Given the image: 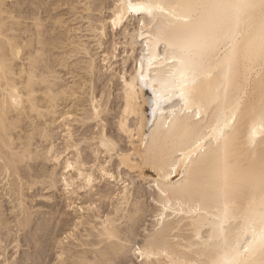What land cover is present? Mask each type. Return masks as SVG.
Segmentation results:
<instances>
[{
    "label": "bare ground",
    "instance_id": "bare-ground-1",
    "mask_svg": "<svg viewBox=\"0 0 264 264\" xmlns=\"http://www.w3.org/2000/svg\"><path fill=\"white\" fill-rule=\"evenodd\" d=\"M83 2L82 13L76 20L87 21L88 32L97 39V50L102 49L100 53L91 50L82 36L77 38L75 30L72 32L66 27L67 21L62 16L52 14L63 6L78 10L80 7L77 4ZM122 2L0 0V68L6 69L0 70V176L3 177L0 182L8 180L6 185H9L16 200L18 189L23 195L24 207L20 216H16V226L22 231L34 222L32 208H28L24 200L25 189L28 191L33 187H29V181L25 182L23 178L24 168H30L32 160L19 163L16 160L20 142L29 139L30 133L25 138L21 134L24 122L30 120L32 123V133H36L30 137L32 141L39 137L36 126H40L47 133V138L41 139L42 144H52L56 142L52 126L63 118L65 123L60 125L62 132L71 130L68 136L63 135L64 155L58 159L56 154L61 149L55 147L49 158L42 149L40 155L45 161L62 165L66 158L75 160L69 151L80 140L75 139L74 122L88 125V134L96 135L98 131L100 135L118 139L119 146L131 156L128 158L130 165L126 161L124 168L119 167L118 161H113L117 181L106 177L101 183L113 182L115 187H104V184L98 187L101 183L96 186L99 204L86 208L78 219L79 225L76 222L72 229H67L65 235L69 241L61 244L63 238L59 240L60 253L67 249L72 256L92 261L108 259L121 264H133L134 261L140 264L135 252L129 253L135 244L141 248L147 246L155 254L152 264H264V244L256 242V237L264 232V128L258 127L264 114V7L259 5L258 0H200L205 5L219 2L222 6L194 9L188 13L190 19L187 22L173 21V26L163 33L162 38L173 44L203 36L211 46L199 51L194 58L188 77L192 82L185 89L189 102L184 104L179 96L169 93V111L164 114L173 117L172 130L164 133L166 130L162 129L158 140L150 132L154 122L151 88L131 90L123 81L125 76L132 78V70L139 64V57L144 56V75L146 79L150 73L157 76L153 87L159 89V81L166 78L175 63L172 55L176 49H169L165 57L161 44L157 54L151 36L156 28L147 21L144 42L139 39L138 21L134 27L125 28L123 32L120 31L123 25L111 28L106 18H110L116 5ZM162 2L167 8L174 0ZM4 4L11 6L7 15ZM34 18L41 21L39 30L33 23L26 22ZM58 28L64 30L58 33ZM8 41L25 52L36 44H42V57L59 77L47 93L38 90L33 95L35 111L31 107L27 111H17L11 105L14 89L24 93L25 79L17 71L19 60L12 58V47ZM108 42L111 43L105 47ZM142 43H148V47H143ZM119 45H123L120 47L123 50L118 53ZM57 50H61L58 64L63 68L70 66L67 57L79 54L88 57L85 67H81L85 75L84 83L79 87L82 92L60 85L61 77L52 63ZM96 56L102 58L107 72L110 69L108 77H105L107 73L103 75L105 80L97 77L96 72L100 69ZM121 56L123 63L114 71L113 65L121 61L117 62ZM148 56L153 58L151 63L147 60ZM115 59L116 62H113ZM103 83L105 90L99 91L98 87ZM70 100V109L59 113L60 102ZM6 102L9 105L7 113L4 110ZM97 109L99 119L96 118ZM79 111L83 113L79 114ZM65 116L70 119H65ZM35 119L39 120L38 124ZM6 120L7 140L3 134ZM122 120L128 133L120 127ZM253 135L255 143L251 142ZM124 141L129 147L123 145ZM196 145L199 147L196 148ZM190 149H194L192 162L179 161L171 179L163 180L169 167L176 162L177 153ZM185 165L194 171V176L189 185L178 188L171 184V180L181 179ZM44 174L50 177V189L59 182L63 184L65 176L71 179V173L64 172L57 179L55 170ZM121 176L126 191L120 183ZM137 178L140 183L146 181L147 188L152 183L149 186L152 190L136 183ZM159 188L167 195H160ZM74 195L80 194L73 193L67 197V208L78 207V198L74 199ZM166 202H170L167 212L164 211ZM148 221L152 223L147 225ZM106 222L111 236L97 227ZM10 224L4 218V207L0 202V244L3 242L1 232L10 229ZM79 226H87L84 229L87 234L82 236L87 238L86 241L78 238ZM71 239L82 241L80 246L90 247L87 251L92 255L74 253Z\"/></svg>",
    "mask_w": 264,
    "mask_h": 264
},
{
    "label": "snow or ice",
    "instance_id": "snow-or-ice-1",
    "mask_svg": "<svg viewBox=\"0 0 264 264\" xmlns=\"http://www.w3.org/2000/svg\"><path fill=\"white\" fill-rule=\"evenodd\" d=\"M258 3L261 7H264V0H258ZM221 6L222 4L219 2L205 5L201 3L200 0H174V3H171L166 8L162 0H123L121 4L116 5L113 15L110 18H106L109 20L111 28L123 25V27H120L121 32H123L125 28L134 27L138 21L140 28L139 39L141 42L145 41L144 27L145 21H147L149 25L156 28L155 33H151V36L154 41V47L157 48V54H159L158 46L161 44H163L165 57H167L169 49H176L172 55V60L175 61V63L172 64L166 78L159 81V89L153 87L158 79L157 76L150 73L149 77L146 79L144 75L146 59L144 56L139 57V64L132 70V78L128 79L127 76H125L123 81L124 85L131 90L151 88L150 103L154 122L150 132L153 134L154 138L158 140L161 138L162 129L166 130L164 133H170L172 130L173 117L164 114L169 111V108L167 107L169 93L179 96L184 104L189 102L185 89L188 87L189 83L192 82L188 77L192 70L194 58L199 51L211 46L208 39L203 36H198L194 40L184 43L173 44L164 40L162 35L173 26V21L185 20L187 22L190 19L188 13H191L194 9ZM10 7L11 6L8 4L3 5L6 15L9 13ZM89 7H92V5H89ZM177 10L180 11L178 12ZM32 23L35 25L36 29L39 30L41 26L39 18H34ZM8 45L12 47V58L14 60H19V64L16 66L17 71L20 76L25 79L23 85L24 93L21 94L18 90L14 89L11 105L17 111H27L29 107L35 111L36 105L32 99L33 95L36 94L38 90L47 93L49 89L53 88L59 77L51 70L46 58L42 57V44H36L30 51L26 52L15 46L11 41H8ZM142 46L147 48L148 43H142ZM152 59L151 56L147 57L149 63L152 62ZM105 63H107V60ZM0 70L6 69L0 68ZM37 86H39V89ZM8 107L9 105L6 102L4 105L5 113H7ZM93 107L95 108V105H93ZM171 111L175 112L176 110L171 109ZM125 112H127V109H125ZM99 115L100 112L97 109V119H99ZM65 119H70V117L65 116ZM7 123L8 121L6 120L3 132L5 140H7ZM36 127L37 132L39 133L38 138L46 139V131L40 126ZM120 127L125 133H128V128L125 126L123 120L121 121ZM258 127L264 128V114L260 117ZM70 131V129L64 131V135L68 136ZM35 134L36 133H30L29 139H23L20 142V147L16 156L18 163L28 161L29 159L32 161L43 159L40 155L41 146L37 145L30 138ZM141 138L143 139V137ZM255 139V135H253L251 137V142L255 143ZM119 145L120 141L118 139L114 137L110 139L107 136L100 135L97 131L96 135L88 133L81 135L75 148L69 149L75 157V160L73 161L71 158H66L65 164H62V171L64 173H71V179H69L68 176H65L63 180V191L68 195H72L73 193L80 194V198L84 203L79 207V213H84L86 208H94L96 203L99 202L100 196L97 194L96 186L102 182L103 178L110 177L112 181H117V176L115 174L116 165L113 164L114 160L118 161L120 168L126 166V161L130 165L128 158L131 156V153L122 149ZM42 147L44 152L47 153L50 158L53 155L52 149L55 148L56 145L55 142H53L52 144H46ZM195 147L198 148L199 145H196ZM193 150L194 149H190L186 152L181 151L177 153L176 162L169 167L168 174L164 175L162 179L165 181L171 179V176L176 172L179 161L187 160L190 164L192 162ZM56 155L57 158L60 159L61 156L64 155L63 148H61L60 152ZM109 165L112 166L110 167ZM180 176L181 179L179 181L171 180V184L178 188H184L191 182L194 176V171L190 169L188 165H185V169ZM49 179V176L40 172L33 173L32 178L29 180V187L37 188L35 197H42V192L39 190L41 185L45 188L50 187L48 183ZM4 183L7 184L8 181L5 180ZM120 183L122 187H124L123 176L120 177ZM20 187L22 188L23 185H20ZM26 190L27 189H25V191ZM124 190L126 191V187H124ZM158 190L160 195H167L162 188H159ZM108 195L111 196V193ZM153 203H156V201H153ZM16 204L19 206L17 207L16 205H13V211L18 213L24 207L23 195L20 193L19 189ZM169 207L170 202H166L164 205V211L167 212ZM79 223L80 220H77V225H79ZM97 227L102 228L109 236H111L109 224L107 222L103 225H98ZM69 235H71V233H69ZM67 239L68 236H65L60 243L63 244ZM256 242L264 244V232L256 237ZM4 244L5 248H7L12 244V241L6 239ZM133 251L135 252L137 259L140 261V264H152L155 254L147 246L141 248L133 244L129 249V253L131 254ZM66 256H70L71 258H65ZM0 264H12V262L10 258H4V256L0 254ZM56 264H121V262L108 259L92 261L90 258L85 259L72 256L68 250L65 249L63 253L58 255ZM133 264H135V261Z\"/></svg>",
    "mask_w": 264,
    "mask_h": 264
},
{
    "label": "rangeland",
    "instance_id": "rangeland-1",
    "mask_svg": "<svg viewBox=\"0 0 264 264\" xmlns=\"http://www.w3.org/2000/svg\"><path fill=\"white\" fill-rule=\"evenodd\" d=\"M109 1H112V0H109ZM84 3L85 2L79 5L77 4V6L80 7L78 10H72L68 6H63L62 8L56 11H52V14L53 16L55 15H58L59 17L62 16L67 21L66 27L68 29H71L72 32H74L75 30V35L77 38L82 36V40L89 45L91 50H94L95 52L97 51L100 53L102 49L97 50V44L95 43L97 39L95 40L93 38L94 35L88 32L87 27L89 24L87 23V21L81 20V19L76 20V18L80 17V13H82ZM74 14H76V16H73ZM42 16H45V14H42ZM26 22L28 24L32 23V21H26ZM60 30H64V29L58 28V33H60ZM110 43L109 42L106 43L105 47L107 46V44H110ZM122 46L123 45L118 46V50H117L118 53H119V50L121 51L123 50L122 48H120ZM68 49L69 48H67V50ZM55 52L57 53L55 56L52 57V63L56 67V70L58 72L57 74H59V76L61 77L59 81L60 85L64 87H74L75 89H78L79 92H82L79 90V87L84 83L85 78L83 77L84 71L81 69V67H85L86 61H87L86 58L88 57H85L84 54H79L78 56L73 57V58L67 57L69 59L70 66L69 68H63L58 64V61L62 57V56H59V54L61 53V50H57ZM99 53H97L98 56L100 55ZM122 57L123 56L117 59V62L121 60L120 61L121 64L120 62H118L117 65L116 63L113 65L115 68L112 66V69L114 68V71L117 68L119 69V66L122 65L123 63L121 59ZM96 58H97V63L100 69L99 71H97L98 70V66H97V70H96L97 71L96 74H98L97 77H99V79L101 77L100 80L102 79L105 80L106 79L105 77H108L109 74H111L109 71L110 69L108 70L109 72L108 74L106 70L107 67L104 68V64H103L104 62H102V58L100 57L98 58L97 56ZM113 62H116V59ZM129 64H130V61L128 65ZM105 73H107L108 75L105 76L106 75ZM103 75L105 77H103ZM99 79L97 78L95 79V81L98 82ZM104 83L103 85L101 84L103 87L101 85H100L101 87L99 86L100 88L98 87V90L100 89L99 91L103 89L105 90ZM60 104H62V106L58 109L59 113L66 112L72 106L71 100L67 102H63V103L60 102ZM67 105L69 106L67 107ZM85 109H88V107ZM78 113L82 114L83 112L79 111ZM57 117H60V114H57ZM34 122L38 124L39 120L35 119ZM63 122L65 123V121H63V118H59L56 124L52 126V128L55 129L54 130L55 139H56L55 144H56V147H58L59 149L63 148V144H64V136H63L64 132H62L63 130L62 128H60V125ZM89 125L92 126V124H89ZM87 126L88 125H84L81 122L72 123V128H73L76 140H79L81 135L88 133V130L90 128ZM113 131H115V129L112 130V132ZM32 132H33L32 123L30 120H26L24 122L23 131L21 133L23 135V138H25V136H27L29 133H32ZM34 142L37 145L41 146V150L43 149L42 146L46 145V143L42 144V140L39 139L38 137L34 139ZM124 144H126L127 147H129L126 141L123 142V145ZM52 170H55L57 172L58 174L57 179H60V175L63 172L62 165H57L54 162L45 161L44 159L42 160L39 159L37 161L30 162V168H26V167L24 168L23 178L25 182L26 181L28 182L31 179V176L33 175V173L40 172L44 174L46 171H52ZM2 178L3 177L0 176V181L2 180ZM5 180L0 182V202H2V205L4 207V218L6 219V221H9L11 224H10V229H4L1 232V240L3 242L0 244V246L2 247L0 251L2 252V255L4 256V258H10L12 264H56L57 256L60 253V247L58 245L59 240H61L67 235L65 233L67 232V229L68 228L72 229L74 225L76 224L77 220L79 219V217L83 214V213H79L77 210L84 203V201L80 198V195L79 196L74 195L73 196L74 199L78 198L76 200V206L78 207H75L74 209L67 208V197H69L70 195H68L67 193L63 191V184L60 182L57 183V186L52 189L45 188L43 187V185H41L39 187V190L42 192V197H35V192L37 191L36 187H33L31 190H28V191L26 190L24 200H25L26 206L28 208H32L31 212L33 213L34 222L29 228H26L20 231V229H18V227L16 226V220H17L16 216L18 215L20 216V212L17 213L13 211V205H16L17 207L19 205L16 204L17 202L16 196L12 194V192L9 190L10 189L9 185H6L4 183ZM137 182H139V184L144 186L143 188H147L148 183H145L146 181L140 183V180L137 178L136 183ZM151 184L148 185V188H150L149 191L152 190V188L149 187ZM100 185H103L104 187L109 185L110 187L114 188L116 183L103 182L99 184L98 187ZM97 204H99V202ZM148 222H147V225L148 224L150 225L152 223V222H149V223ZM78 229H79L77 231L78 238L81 239L82 241H86L87 238L85 236L82 238V236L87 234L84 231V229H87V226H79ZM6 239L11 240L12 244L6 249V252H5L4 241ZM68 241L69 240H66L65 244H67ZM82 241H78L74 239L70 240V244H71V247H73L72 249L74 253L75 252H85L88 254L87 250H90V247L80 246L82 244L81 243ZM88 255L91 256L92 255L91 252H89Z\"/></svg>",
    "mask_w": 264,
    "mask_h": 264
}]
</instances>
